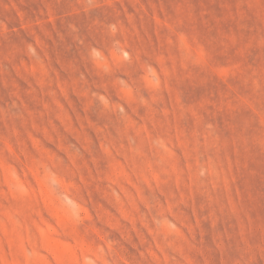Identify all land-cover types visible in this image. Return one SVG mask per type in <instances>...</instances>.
<instances>
[{
    "label": "rangeland",
    "instance_id": "rangeland-1",
    "mask_svg": "<svg viewBox=\"0 0 264 264\" xmlns=\"http://www.w3.org/2000/svg\"><path fill=\"white\" fill-rule=\"evenodd\" d=\"M0 264H264V0H0Z\"/></svg>",
    "mask_w": 264,
    "mask_h": 264
}]
</instances>
